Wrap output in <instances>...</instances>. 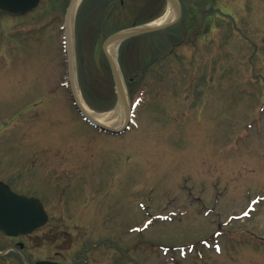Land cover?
Segmentation results:
<instances>
[{
	"label": "rangeland",
	"instance_id": "rangeland-1",
	"mask_svg": "<svg viewBox=\"0 0 264 264\" xmlns=\"http://www.w3.org/2000/svg\"><path fill=\"white\" fill-rule=\"evenodd\" d=\"M178 1L177 24L117 47L134 123L120 137L96 134L71 106L63 18L0 16V143L10 144L0 154L14 166L43 153L51 201L69 182L78 195L58 197L49 215L59 229L44 231L40 255L53 250L60 264H264V0ZM167 7L79 0L71 42L83 106L114 112L102 45ZM41 142L60 148L35 151ZM82 179L95 200L78 194Z\"/></svg>",
	"mask_w": 264,
	"mask_h": 264
},
{
	"label": "flooded vegetation",
	"instance_id": "flooded-vegetation-1",
	"mask_svg": "<svg viewBox=\"0 0 264 264\" xmlns=\"http://www.w3.org/2000/svg\"><path fill=\"white\" fill-rule=\"evenodd\" d=\"M221 1L222 0H218V2L217 1H213V2L214 4H218ZM226 1L230 2L231 0H226ZM232 1L235 2V0ZM71 2L72 0H39L37 6L22 17L26 19L28 18L34 19L35 22H39V21L53 22L54 20L57 21L62 18L63 20H65L66 13L69 6L71 5ZM38 9H40L41 11L39 12ZM51 11L54 13L51 14L52 16L50 15ZM137 11L139 12V9H137ZM181 12H182V7H181ZM41 17H45V18L42 19ZM5 19L8 20L10 18H5ZM94 132L98 135L104 134L96 130ZM67 136H69V134H67ZM111 137H119V136H111ZM0 144H3V146L10 145L9 142L7 141H4L3 143ZM45 147L48 149V152H50L51 149L59 150L60 148L57 143H52L51 145L47 146L41 142L36 144L35 151L47 150ZM50 155L52 156L53 154L50 153ZM50 157H47V159ZM48 161L50 163H53L49 159ZM10 162H11V158H6L5 156H2L0 154V185L5 186V188H7L14 195L37 200L39 205L47 214V222L43 224L41 227L34 230L32 233L27 235L9 237L0 233V264H60L58 261L54 260V255L55 254L59 255V253H56L53 250L51 251L50 256L44 257L43 254L40 255L39 251L42 250V246L39 245V243L40 242L42 243L44 239L49 238L47 234L44 232L46 231V229L48 230L59 229V224L53 222L49 215L51 210H53L54 212V210L58 209L59 207L58 197L60 198L66 196L64 192L65 189L68 188L71 190V195L70 197H68V200L71 201L73 200L71 196L78 198V195H73L76 193L72 192V186H74L73 185L74 183L69 182L62 189H59V186H57V191L52 192L53 194L56 195L57 199H55V201H51L52 199L49 198L50 197L49 194H51L54 181L48 175H45L46 178H44L43 171L39 172L40 170L43 169V163H44L43 153L33 154L32 156L27 158H23V156H20L19 158H16L15 160L16 164L14 166H11ZM34 171H38L40 173L39 177H37L33 173ZM27 172L28 174L29 173L32 175L34 174L33 175L34 179H32V176L26 175ZM79 182L80 184L77 183L78 194L80 192H85L87 199L91 201L95 200L96 193L95 191H91L90 181L82 179ZM101 182L102 181H100V183ZM69 204L70 201L69 203H66V205ZM66 211L67 209H62L61 212L73 214V212L70 211L66 212ZM75 220H77V218H75ZM85 222L87 221L85 220ZM72 225L71 227H75V228L78 226L77 223H72ZM44 235L45 238L43 237ZM51 237L54 238L53 233H51ZM52 241L56 243L57 239H53Z\"/></svg>",
	"mask_w": 264,
	"mask_h": 264
},
{
	"label": "water",
	"instance_id": "water-1",
	"mask_svg": "<svg viewBox=\"0 0 264 264\" xmlns=\"http://www.w3.org/2000/svg\"><path fill=\"white\" fill-rule=\"evenodd\" d=\"M166 1L170 6L173 7L175 11L176 17L174 21L167 25L156 28L139 27L133 28L131 30L121 31L110 36L102 45V53L109 65L116 95L119 100L125 99L123 95V82L117 66H115V63L107 54V47L115 42L121 43L129 39L160 32L176 24L181 15L179 5L176 0ZM37 2L38 0H0V12L10 16H20L35 7ZM71 6H73V3ZM70 55L71 54L66 50V80L69 85L70 95L77 112L85 122L99 131H103L111 135H120L124 133L131 123V113L128 107L126 108L127 120L123 127L117 131L98 124L93 118L85 114L84 109L78 100L74 86ZM46 220L47 216L45 212L35 200L16 196L5 187L0 186V233L9 237L27 235L41 227L46 222Z\"/></svg>",
	"mask_w": 264,
	"mask_h": 264
},
{
	"label": "bare ground",
	"instance_id": "bare-ground-1",
	"mask_svg": "<svg viewBox=\"0 0 264 264\" xmlns=\"http://www.w3.org/2000/svg\"><path fill=\"white\" fill-rule=\"evenodd\" d=\"M78 2H79V0L76 1L75 5H73V8L71 10V14L68 18V22H67L68 24L66 27V29L68 31L67 39H66V49H67L68 53L71 54L70 57H71V68H72L73 81H74V76H73L74 72H73V63H72V61H73V55H72L73 46H72V42H71V39H72V36H71L72 24L71 23L73 21L74 12L76 11L75 7L78 4ZM179 8H180V14H181L180 18H181V16H182L181 7L179 6ZM175 17H176V15H175V11H174L173 7L168 4V7L166 8V12L164 13V15L158 19H154L153 21L150 20L151 22L149 23V26H145V27H148V28L161 27V26L167 25V24L171 23L172 21H174ZM180 18H179V20H180ZM119 45H120L119 42H117V43L115 42L113 44H110L107 47V54L109 55L111 60H113V62L115 63V66H117L118 70H119V67L116 63L115 53H116L117 47ZM119 72H120V70H119ZM121 78H122V76H121ZM122 82H123V95H124L125 99L124 100L118 99V102H119L118 106L116 107V109L114 110L113 113L111 112V113L95 114V113L91 112L90 110H88L85 106H83L82 102L79 100L81 105L83 106V109H84V112L86 115L93 118L98 124H100L104 127H107L109 129H112L114 131L120 130L123 127V125L125 124V122L127 120L126 108L127 107L129 108V106H130L128 93L126 92L123 78H122ZM74 86H75L77 96L79 99L80 95H79V92L77 90L75 81H74Z\"/></svg>",
	"mask_w": 264,
	"mask_h": 264
}]
</instances>
